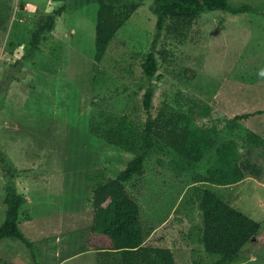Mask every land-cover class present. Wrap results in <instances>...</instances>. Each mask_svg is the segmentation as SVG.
Returning a JSON list of instances; mask_svg holds the SVG:
<instances>
[{
    "label": "rangeland",
    "instance_id": "obj_1",
    "mask_svg": "<svg viewBox=\"0 0 264 264\" xmlns=\"http://www.w3.org/2000/svg\"><path fill=\"white\" fill-rule=\"evenodd\" d=\"M77 1L0 0V148L27 199L20 226L35 242L41 263L99 264L97 251L85 245L94 215L93 191L117 177L133 156L91 133L92 116L110 111L143 126L165 105L195 112L210 105L211 115L200 124L219 127L217 145L237 141L241 163L256 164L261 174L247 172L239 183L205 187L261 224L259 235L232 264H264V145L248 138L253 132L264 137V15L215 11L183 26L168 20L175 26L161 32L155 48L159 67L149 78L142 62L153 51L157 32L153 0H116L138 2L139 10L98 65V5L77 7ZM230 2L264 12V0ZM64 5L54 31L29 56L34 31ZM150 86L154 97L147 110L143 99ZM245 113L254 115L229 121ZM215 158L213 149L197 171L205 173ZM161 161H148L134 191L146 221L156 226L146 243L172 249L177 264H210L213 258L200 238L202 212L189 200L194 188L190 177ZM8 178L0 163V225ZM0 264L36 262L21 241L7 238L0 243Z\"/></svg>",
    "mask_w": 264,
    "mask_h": 264
},
{
    "label": "trees",
    "instance_id": "obj_2",
    "mask_svg": "<svg viewBox=\"0 0 264 264\" xmlns=\"http://www.w3.org/2000/svg\"><path fill=\"white\" fill-rule=\"evenodd\" d=\"M231 0H153L154 12L158 16L157 32L153 51L142 62L143 71L152 78L159 67L155 48L161 32L175 25H187L204 14L223 11L235 15L254 12L264 15L258 8L243 3L235 5ZM97 3L96 42L94 63L100 64L120 30L139 10L138 2L117 3L116 0H79L77 7ZM65 5L55 9L38 26L29 41L31 52L39 49L44 36L55 29L57 16ZM4 22L0 21V27ZM154 89L144 94L147 110L152 108ZM99 112V113H98ZM91 118L89 130L109 144L132 154V159L117 177L96 185L93 191L94 215L86 239V247L97 251L99 264H177L172 249L147 244V239L156 229L143 214L140 199L135 195L147 173L148 161L152 157L167 162V166L180 176H189L194 187L190 202L198 205L202 212L203 228L201 242L205 252L213 258L210 264H232L241 256L243 248L259 235L261 224L224 201L205 187V183L231 185L245 179L247 172L261 174L256 164L241 163L240 147L230 140L217 145L221 130L217 125L204 127L201 119L211 115L212 106L204 105L199 112L185 111L165 105L156 116H149L143 126L125 114L98 111ZM262 113V110L257 111ZM253 113L238 114L231 122L246 120ZM258 145H264V137L250 133L248 137ZM215 149L216 158L205 173L198 172L201 163ZM0 163L6 172L5 218L0 225V243L7 238H16L30 251L36 264H42L37 247L20 226L21 208L26 197L18 191L13 166L0 148ZM129 185L131 188H129Z\"/></svg>",
    "mask_w": 264,
    "mask_h": 264
},
{
    "label": "clouds",
    "instance_id": "obj_3",
    "mask_svg": "<svg viewBox=\"0 0 264 264\" xmlns=\"http://www.w3.org/2000/svg\"><path fill=\"white\" fill-rule=\"evenodd\" d=\"M48 11H51V9H49ZM260 75H261V76H264V69H262V70L260 71Z\"/></svg>",
    "mask_w": 264,
    "mask_h": 264
}]
</instances>
